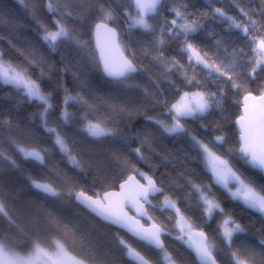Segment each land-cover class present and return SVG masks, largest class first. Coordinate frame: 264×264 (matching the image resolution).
<instances>
[{
	"label": "trees",
	"instance_id": "trees-1",
	"mask_svg": "<svg viewBox=\"0 0 264 264\" xmlns=\"http://www.w3.org/2000/svg\"><path fill=\"white\" fill-rule=\"evenodd\" d=\"M129 0H107L106 8L114 14V23L118 32L126 37L119 43L129 59H132V51L136 52V62L140 71L131 75L125 84L118 79L105 76L99 67H96V54L92 44V31L94 28V9L98 6L97 0H71L75 8L73 19L68 21L83 41H87L86 54L79 56L72 47L62 46L61 51L49 59H59L63 54L67 57L64 61L69 65L63 74L72 95L81 92L94 101L89 119H95L104 114L116 135L107 138L89 137L83 131L81 123L85 111H81V105L70 102L67 111L71 118L67 122L58 120L59 108L55 107L48 116L50 127H56L65 139L73 156L81 162L82 168L71 165L68 157L53 147V138L41 126L36 106L25 104L16 92L7 87L0 86V121L9 117L13 124H0V204L4 212H0V245L6 251H15L27 255L36 246L46 249L54 247V243H60L73 257L86 264H132L127 259V249L121 240L125 241L136 251L140 252L152 264H165V253L175 264H197L195 258L184 248L182 243L174 236L177 231L173 226L172 209L162 206L165 195L176 202L189 222L197 229L204 231L209 241L216 245L220 264H233L229 251L239 252L240 258L249 264H264V248L259 245L264 240V215L251 211L239 201H233L223 194L222 190L213 187L212 191L219 197L226 212L232 214L236 221L244 226L245 231L234 234V244L231 249L221 245L216 239L214 229L220 221L219 215L215 218L205 219L199 216L196 209L197 198L186 187L187 181L199 184L213 183L210 174L204 169V159L198 157L186 136L165 137L155 133L152 126L147 124L144 116L158 115L154 110L152 98L156 94L163 96L170 102H175L179 97L175 95L177 88L184 91L189 89L181 83L178 75L165 76L160 64L139 51L144 43L136 31H127V25L118 15L127 8ZM168 7L173 5L170 0H165ZM193 9L208 11L209 7H220L232 17H239V8L246 10L251 5L255 8L259 0H185ZM65 4L66 0H58ZM46 0H0V53L6 60L21 62L26 50L33 47L39 48L37 43L41 32L40 25L51 28L55 17L45 7ZM226 25L220 23L210 24L207 31L220 35L230 36L226 45L216 49L213 38L207 35V31L199 33V43L208 49L217 51L221 58L228 57L235 47L247 51V44L243 39L237 41L240 35L237 30L225 31ZM228 47V52L224 47ZM177 45L169 44L165 48L168 57L177 55ZM155 55V53H153ZM95 56L96 62L92 61ZM177 59H181L177 56ZM187 63V56L182 58ZM75 64L76 67L72 65ZM62 65H57L59 69ZM82 70L85 75L77 79L73 73ZM198 79H208L205 70L198 69ZM191 75V71H189ZM56 79L46 80L45 90H55ZM264 82V73H260L256 83L250 88H256ZM225 89V98L220 107H213L204 117L189 120L186 127L192 135L203 138L205 141L216 135H224L227 143L222 149H217L218 155L224 149L238 151V134L235 129V121L240 116L241 99L247 91L236 92L227 84L220 85ZM254 95L256 93H253ZM62 92H57L55 105H59ZM109 105L123 107V112L113 111ZM139 110V111H137ZM220 128V131H216ZM153 135V142L149 144L152 155L144 152L147 163L141 161L132 166L141 172L153 175L158 181L157 186L164 187V194L153 198L152 207L148 208V215L154 223L169 232L162 236L163 250H155L142 241H136L126 234L118 231L110 225L104 224L91 214L75 204L74 195L84 192L94 198H100L104 193L116 190L120 183L130 175H135L131 170L124 171L117 168L113 155L119 153L129 160L133 159L129 153L132 149L141 145L145 139L144 132ZM139 138L137 139V135ZM16 144L26 148H36L44 155V165L26 159L16 150ZM131 147H127V146ZM216 149V148H214ZM14 161V163H12ZM239 166V165H238ZM241 171H246L256 185H264L262 175L245 166ZM139 180L142 178L136 176ZM141 179H140V178ZM32 181L52 184L59 195L52 196L40 192L33 187ZM141 182H146L144 179ZM178 189L179 191H174ZM6 213V215L4 214ZM144 225L146 224L143 220Z\"/></svg>",
	"mask_w": 264,
	"mask_h": 264
},
{
	"label": "snow or ice",
	"instance_id": "snow-or-ice-1",
	"mask_svg": "<svg viewBox=\"0 0 264 264\" xmlns=\"http://www.w3.org/2000/svg\"><path fill=\"white\" fill-rule=\"evenodd\" d=\"M106 3L107 0H97L98 6L94 9L93 17L94 29L97 35L107 34L118 47L116 42L126 37L122 32H118L116 26H110V23H114V14L105 7ZM170 3L172 7H168L165 0H129L127 8L118 13L127 25V31L138 30L136 35L144 42L140 45V52L158 62L165 76L178 75L184 87L195 89V91H184L177 88L175 95L179 98L175 99V102H170L163 94H156L151 102L158 115L146 114L144 120L160 136L188 137L196 155L205 160L212 174L213 183L199 184L189 180L186 187L197 198L196 209L199 210L200 217L212 219L219 215L221 219L217 228L214 229L216 239L221 245L231 249L234 244V234L244 232L245 228L232 214L226 212L219 197L212 191L213 187L219 186L223 194L233 201L242 202L247 209L264 214V185H256L246 175V171H241L245 166H251L264 172V82L256 88H250V85L256 83L259 74L264 73V0H259L255 8L251 5L247 10L243 7L239 8V17L227 15L220 7H209L208 11L196 9L189 11L190 5L185 0H170ZM45 7L55 19L51 28L40 25L41 35L37 41L39 48L33 47L32 50H26L23 61L18 63L6 60L4 54L0 53V86L13 89L25 104L29 106L34 104L38 109L34 115H38L42 128L53 138V147L66 155L72 166L82 168L83 165L76 156L72 155L60 131L56 127L49 126L48 116L52 110L58 107L60 112L58 120L67 122L71 118L67 111L69 103H79L82 106L81 111L87 109L81 120L84 124L83 131L93 138L114 137L116 135L114 128L108 126L109 123H114V120L109 119L106 122L104 114L98 118L89 119L94 101L90 102L91 98L82 95L81 92H77L75 96L72 95L63 80V74L69 67L64 63L67 57L61 54L59 59H49L60 52L62 46L72 47L78 56L81 53L86 54L87 41H83L79 33L68 23L73 19L75 11L71 0H66L65 4L58 3V0H46ZM217 22L226 25L225 31L237 30L240 35L236 39L237 41L243 39L246 42L247 51L243 48L237 51L233 47L228 57L221 58L216 50L203 47L198 42L199 33L207 31L210 24ZM207 35L213 38L217 50L226 45V41L231 38L211 31H207ZM170 42L177 45V55L173 57H168L164 51ZM228 50L225 46L224 51L228 52ZM177 56L181 59H177ZM184 56H187L186 64L182 62ZM92 61L96 62L95 56L92 57ZM100 61L103 63V72L109 77L118 79L121 84H125L131 74L140 71L134 50L132 59L121 56L118 65H114L111 56L101 50ZM57 65L62 67L58 69ZM72 66L76 67L75 64ZM96 67H99V62H96ZM198 69L207 71L208 79H198L200 75ZM73 75L78 79L85 73L78 70ZM54 77H59L56 79V89L45 90V81H51ZM223 84L229 85L236 92L245 90L247 95L244 96V114L237 120L241 130L240 147L238 151L224 149L218 155L213 148H223V145L227 143L224 135H216L205 141L203 138L192 135L186 125L189 120L202 119L213 107L221 106L225 98V89L220 86ZM57 92L63 93L59 105L54 104ZM249 100L257 102L252 111L249 110L247 103ZM109 107L118 113L124 111L123 107L116 105H109ZM13 123L11 117L0 121V124L9 126ZM216 131H220V128ZM144 137L141 145L129 153L133 156L132 160L122 157L119 153L113 155L117 168L123 169L121 176L128 170L135 174L128 176L119 184V192H106L102 199L95 200L84 197L83 193H78L77 199H83L90 208L112 223L128 228L141 240L163 250L161 228L156 224H152L150 228L136 227L139 221H131V218L123 211L126 205L131 204L137 208L141 216H144L146 213L143 211V204L152 206L149 197L164 194L165 191L162 182H159L161 186H157L158 181L153 178V175L141 172L134 166L130 168L134 163L148 162L144 152L153 154L149 148V144L153 142V135L145 131ZM136 138H139V134ZM16 150L26 159L44 162L41 150L26 148L19 144H16ZM135 176H140L146 184H140ZM32 184L42 193L59 195L50 183L32 181ZM130 186L132 190L128 191ZM174 191L179 190L174 189ZM103 201L108 203L105 204ZM141 201L143 204L140 203ZM163 207L175 210V214L183 221L180 208L167 195H165ZM0 212H4L2 204H0ZM188 239L195 250L199 264H220L216 245L209 241L204 231L193 233L189 226ZM120 243L127 249L129 257L138 261L139 264H150L145 256L127 245L125 241L121 240ZM259 245L264 248V240H260ZM229 255L232 257L233 264H249L247 260L240 258L239 252L229 251ZM165 259L169 264H173L167 253H165Z\"/></svg>",
	"mask_w": 264,
	"mask_h": 264
},
{
	"label": "water",
	"instance_id": "water-1",
	"mask_svg": "<svg viewBox=\"0 0 264 264\" xmlns=\"http://www.w3.org/2000/svg\"><path fill=\"white\" fill-rule=\"evenodd\" d=\"M92 44H93V49L95 51L96 58H97V61L99 62V66H100L101 70L103 69V63H102V61H100V53H101V50H103L106 55H110L111 56L114 65H118L119 64V61L121 59V56H123L125 58H128L127 55L122 50V48L120 46V43H119V40L116 42V44H118V47H117L116 45H114L113 41L111 40V38L107 34L101 33V34L97 35V33L95 32V29L94 28H93V31H92ZM102 72H103V70H102ZM103 74L105 76H107L106 73L103 72ZM133 74H131V75H133ZM107 77L108 78H111V79H116V78L109 77V76H107ZM244 96L242 97L241 102H240L241 103L240 115L244 114V106H245ZM247 103H248V106H249V110L250 111H252L254 109V107L256 106V104H257L256 101H252V100H249ZM239 117L235 121V129H236V132L238 134V145L240 147V144H239V136H240L241 130H240V125L237 123V120L239 119ZM29 160H31L32 162L38 164L39 166H43L44 165V162L43 163H40V162L35 161V160H32V159H29ZM249 168L252 169V170H255V171L259 172L262 175V177L264 178V172H262L260 169H258V168H252L251 166H249ZM135 179L138 180L140 182V184H146V182H141L136 176H135ZM131 190L132 189H131V186H130L129 189H128V191H131ZM119 191H120V188L118 186V188L116 190H111V191H108V192H119ZM78 193H83L84 194V197H91L93 200H95V199H102L103 196H104V194H105L104 193L100 198H94V197L89 196L88 194H86L84 192H78ZM78 193H76L74 195V202H75V204L78 205L79 207H81L83 210H85L89 214H91L93 217H95L96 219H98L102 223L107 224V225H110L113 228L117 229L118 231L126 234L127 236H129L133 240L142 241V242L146 243L147 245H149L150 247H152L155 250H161V249L155 247L154 245L149 244L147 241L141 240L135 233H133L132 231H130L128 228L122 227V226L117 225V224H114L110 220H108L105 217H103L102 215H100L94 209L90 208L88 206V204L84 202L83 199H77V194ZM158 195H160V194H156L154 196H150L149 199L151 200V202H152V199L155 198ZM103 202L105 204L108 203L107 201H103ZM140 203L143 204V201H141ZM150 207H152V206H149L147 204H143V211L147 214V209L150 208ZM123 211L127 214L128 217L131 218V221H137V220L139 221V225H136V227H141L142 226L143 228H150L152 226V225H144L143 219H144V217L146 215L141 216L139 214V212L137 211V208L135 206H133L131 204L126 205L124 207ZM157 227L161 228L158 225H157ZM199 231H201V230H194L192 232L195 233V232H199ZM163 233H164V231L162 229L161 237H162ZM183 238L185 239L184 248L195 258L197 264H199L198 258L196 257L195 250L191 246L190 241L188 239V235L187 236H184ZM162 244H163V242H162ZM127 259L132 264H139L138 261H136L133 258L129 257L128 255H127ZM150 264H152V263L150 262Z\"/></svg>",
	"mask_w": 264,
	"mask_h": 264
},
{
	"label": "rangeland",
	"instance_id": "rangeland-1",
	"mask_svg": "<svg viewBox=\"0 0 264 264\" xmlns=\"http://www.w3.org/2000/svg\"><path fill=\"white\" fill-rule=\"evenodd\" d=\"M213 151H215L218 154L217 149L213 148ZM204 169L211 174L209 168L206 166L205 160H204ZM141 180L143 181V179ZM162 206H163V201H162ZM181 216H183V221L180 220V216H177L175 214V210H174L173 226L177 230L174 236H182L184 234H189V226H191V230L194 229L193 225L189 222V220L183 214H181ZM143 220H145L147 225L155 224L153 221L154 219L148 214L144 217ZM181 227H183V231H181ZM163 260H165V264H169L168 260L165 259V255L163 256ZM0 264H86V263H83L78 259H76L75 257H73L60 243L57 242L56 244L54 243V247L51 249H46L40 246H36L32 250V252H30L27 255H22L15 251H6L0 245Z\"/></svg>",
	"mask_w": 264,
	"mask_h": 264
},
{
	"label": "flooded vegetation",
	"instance_id": "flooded-vegetation-1",
	"mask_svg": "<svg viewBox=\"0 0 264 264\" xmlns=\"http://www.w3.org/2000/svg\"><path fill=\"white\" fill-rule=\"evenodd\" d=\"M209 173V172H208ZM210 174V173H209ZM210 176H211V178H212V175L210 174ZM213 181V180H212ZM217 188H219V186H216ZM220 189V188H219ZM153 200V199H152ZM153 202V201H152ZM241 203V202H240ZM153 204V203H152ZM147 212H148V209H147ZM148 214V213H147ZM146 214V215H147ZM261 214V213H260ZM263 215V214H262ZM145 225H147V224H145ZM152 225V224H151ZM193 230H191V232L192 231H194V230H199V229H197L196 227H194L193 226ZM163 231H164V233H163V235L162 236H164V235H169V232L168 231H166V230H164L163 229ZM188 234H184V235H182V236H175V238L177 239V240H179L181 243H182V245L184 246V242H185V239L183 238L184 236H187ZM161 240H162V237H161ZM164 261V263H165V260H163ZM174 263V262H173ZM175 264V263H174Z\"/></svg>",
	"mask_w": 264,
	"mask_h": 264
}]
</instances>
